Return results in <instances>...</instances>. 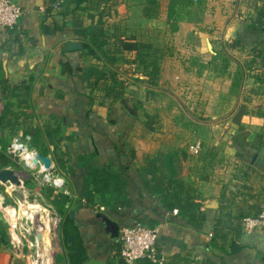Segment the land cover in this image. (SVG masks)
<instances>
[{
  "label": "crops",
  "instance_id": "1",
  "mask_svg": "<svg viewBox=\"0 0 264 264\" xmlns=\"http://www.w3.org/2000/svg\"><path fill=\"white\" fill-rule=\"evenodd\" d=\"M12 1L23 16L0 27L2 126L65 178L54 199L84 264H122L121 229L137 222L158 230L164 264H264V227H242L264 210V0H157L155 17L149 0ZM129 42L153 46L155 78Z\"/></svg>",
  "mask_w": 264,
  "mask_h": 264
},
{
  "label": "rangeland",
  "instance_id": "2",
  "mask_svg": "<svg viewBox=\"0 0 264 264\" xmlns=\"http://www.w3.org/2000/svg\"><path fill=\"white\" fill-rule=\"evenodd\" d=\"M148 52L154 54V48ZM0 128V171L11 169L23 182L17 187L0 181V264H68L63 218L54 199L55 192L62 189L45 185L40 174L8 150L14 135H20V126L6 123ZM44 252L48 254L43 263Z\"/></svg>",
  "mask_w": 264,
  "mask_h": 264
},
{
  "label": "built area",
  "instance_id": "3",
  "mask_svg": "<svg viewBox=\"0 0 264 264\" xmlns=\"http://www.w3.org/2000/svg\"><path fill=\"white\" fill-rule=\"evenodd\" d=\"M22 16L23 9L21 6L12 0H0L1 28L12 32L16 31ZM189 149L193 154H199L202 146L200 143H195ZM8 150L12 154H18L27 167L40 174L45 185L58 189H64L66 187L65 178L56 172L52 166L48 168L41 157V153L32 147V136L30 134L15 136L10 142ZM242 227L246 232H253L256 229L263 228L264 210L256 216L243 217ZM158 238V230L143 222L124 226L120 232V247L117 256L122 264H139L142 260L151 261L156 264H164L165 258L160 257L157 251Z\"/></svg>",
  "mask_w": 264,
  "mask_h": 264
},
{
  "label": "trees",
  "instance_id": "4",
  "mask_svg": "<svg viewBox=\"0 0 264 264\" xmlns=\"http://www.w3.org/2000/svg\"><path fill=\"white\" fill-rule=\"evenodd\" d=\"M159 10V1L157 0H149L146 6L145 15L147 17H155L158 14ZM125 48L128 50H136L138 51V59L142 64H146V66L154 67V72L150 75L153 78L156 77V73L158 71L157 61L153 59V54L148 51L153 48L152 45L145 43H131L125 44ZM85 49L88 50L89 53H92L94 50L91 45L85 44ZM69 64H62L61 68L69 69ZM114 90V89H113ZM113 90H111L113 92ZM264 118V113L262 114ZM2 118V117H1ZM0 118V127L2 125V119ZM261 145H264V131L261 136ZM6 167V166H5ZM4 168V167H3ZM62 216V212H61ZM63 217V216H62ZM62 234L64 236L65 247L67 250V259L69 264H84L87 260V251L85 246L83 245L81 234L78 226L75 224V218H72L70 214L63 217V223L61 225ZM73 240H70V238Z\"/></svg>",
  "mask_w": 264,
  "mask_h": 264
},
{
  "label": "water",
  "instance_id": "5",
  "mask_svg": "<svg viewBox=\"0 0 264 264\" xmlns=\"http://www.w3.org/2000/svg\"><path fill=\"white\" fill-rule=\"evenodd\" d=\"M172 28H177V24L173 23L171 25ZM232 38L233 41L237 40V31L234 30L232 33ZM232 46L234 47L235 44L233 43ZM82 44L80 42H73L71 43V45L69 47L66 48V50L68 51H75V50H79L82 49ZM129 98H126L123 100V104L124 107L133 115H137L136 110L129 104ZM42 159L44 160V162L46 163V166L48 168H51L52 163H51V159L48 156L42 155L41 154ZM0 181L2 183H10L13 186H17V187H21L23 185V182L20 178V176L13 170L11 169H3L2 171H0ZM72 215L74 214V212L71 213ZM98 218H101L105 221V223L109 226H111L114 229L115 235H118V231H119V225L115 222H113L112 220H110L108 217H106V215L99 213L97 215ZM72 239V238H71Z\"/></svg>",
  "mask_w": 264,
  "mask_h": 264
},
{
  "label": "bare ground",
  "instance_id": "6",
  "mask_svg": "<svg viewBox=\"0 0 264 264\" xmlns=\"http://www.w3.org/2000/svg\"><path fill=\"white\" fill-rule=\"evenodd\" d=\"M41 226H42V228H41V232L44 233V232L46 231V228H45V226L42 225V224L40 225V227H41ZM44 238H45V237H44ZM45 239H47V238H45ZM46 244H47L46 241H44V242L42 243V245H44V246H46ZM47 254H48V252H44L43 255H42V257H43V259H44V260H43V263L47 260V258L45 257Z\"/></svg>",
  "mask_w": 264,
  "mask_h": 264
}]
</instances>
